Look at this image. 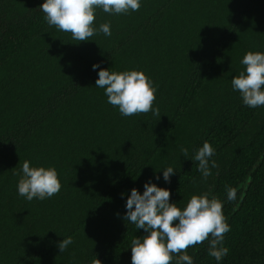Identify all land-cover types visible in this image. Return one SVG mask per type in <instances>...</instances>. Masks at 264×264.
<instances>
[{"label": "trees", "instance_id": "trees-1", "mask_svg": "<svg viewBox=\"0 0 264 264\" xmlns=\"http://www.w3.org/2000/svg\"><path fill=\"white\" fill-rule=\"evenodd\" d=\"M44 2L0 0V264H132V240L148 233L125 219L126 202L149 182L181 210L193 195L222 202L229 252L216 261L209 237L187 249L193 264H264V106H246L231 83L246 69L245 54L264 53V0L97 8L87 41L50 26ZM104 23L111 36L98 31ZM101 69L143 72L160 116L121 115L95 85ZM205 141L214 149L207 179L193 159ZM25 160L54 167L60 191L20 196Z\"/></svg>", "mask_w": 264, "mask_h": 264}, {"label": "clouds", "instance_id": "clouds-1", "mask_svg": "<svg viewBox=\"0 0 264 264\" xmlns=\"http://www.w3.org/2000/svg\"><path fill=\"white\" fill-rule=\"evenodd\" d=\"M97 8L110 14H126L138 11L140 0H45L40 6L50 26L71 33L72 38L77 41H87L96 34L97 29L93 24ZM98 31L105 36L112 34L107 23L101 24ZM241 63L246 69L232 79L233 89L239 91L246 106H264V53L249 51ZM96 68H99L98 64L93 65V69ZM98 77L96 87L105 89L108 103L118 107L121 115L134 116L153 112L154 116H160L159 109L154 110L152 107L156 90L143 72L132 70L117 73L101 69ZM181 152L188 155L186 148H181ZM213 155L214 149L205 141L193 157L198 162V171L204 179L211 175L209 159ZM211 167H217L215 161L211 162ZM21 171L17 191L28 201L50 198L61 189L54 167H30L25 160ZM173 173L172 167L164 169V180L170 182ZM144 188L143 194L132 189L126 202L125 219L137 229H144L148 233L132 240V264H171L173 254L178 257L176 264H193V258L187 254V249L203 243L209 237L210 256L220 261L228 254L229 249L223 246V241L224 234L230 231V227L225 221L223 204L219 199H209L207 194L193 195L181 210L177 204L169 202V190L150 182L145 183ZM226 192L229 201L236 198L235 188L228 187ZM72 243L71 237L59 242L60 253ZM92 264H101V261L96 258Z\"/></svg>", "mask_w": 264, "mask_h": 264}, {"label": "water", "instance_id": "water-1", "mask_svg": "<svg viewBox=\"0 0 264 264\" xmlns=\"http://www.w3.org/2000/svg\"><path fill=\"white\" fill-rule=\"evenodd\" d=\"M248 183H249V181H248Z\"/></svg>", "mask_w": 264, "mask_h": 264}]
</instances>
